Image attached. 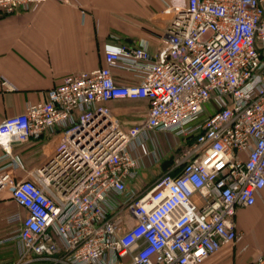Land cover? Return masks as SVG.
Here are the masks:
<instances>
[{
	"label": "built area",
	"instance_id": "built-area-1",
	"mask_svg": "<svg viewBox=\"0 0 264 264\" xmlns=\"http://www.w3.org/2000/svg\"><path fill=\"white\" fill-rule=\"evenodd\" d=\"M47 1L0 0V14ZM166 11L154 50L108 43L101 66L66 74L47 100L0 121V190L26 210L7 216L20 223L10 264H201L242 240L236 212L264 189V0H187ZM122 99L147 100L145 118L122 122L108 105ZM150 132L192 137L133 191ZM49 134L59 135L53 151L18 176L14 144ZM251 264H264V251Z\"/></svg>",
	"mask_w": 264,
	"mask_h": 264
},
{
	"label": "crops",
	"instance_id": "crops-1",
	"mask_svg": "<svg viewBox=\"0 0 264 264\" xmlns=\"http://www.w3.org/2000/svg\"><path fill=\"white\" fill-rule=\"evenodd\" d=\"M187 0H48L30 11L0 14V121L24 110L30 102L48 99V91L69 73L91 70L103 64V49L108 43L150 44L155 49L157 36L168 22V6H184ZM121 83L132 82L129 72L114 69ZM7 79L11 87L2 85ZM122 121L149 109L147 100L108 102ZM137 109H139L137 111ZM125 123V122H124ZM127 124V123H126ZM59 135H44L28 143H15L13 153L24 168L18 176L33 170L53 151ZM3 149L0 147V154ZM138 177L129 184L137 191ZM148 184L141 182L140 189ZM138 190V191H139ZM26 210L8 188L0 190V264L18 257L17 243L9 239L20 226L7 216ZM243 238L223 244L201 264H251L264 251V189L257 202L238 208L235 216Z\"/></svg>",
	"mask_w": 264,
	"mask_h": 264
},
{
	"label": "rangeland",
	"instance_id": "rangeland-1",
	"mask_svg": "<svg viewBox=\"0 0 264 264\" xmlns=\"http://www.w3.org/2000/svg\"><path fill=\"white\" fill-rule=\"evenodd\" d=\"M139 109H137L138 111ZM145 118L144 112H137L132 117H123L122 120L127 124H134ZM192 137V133L180 135L176 133L150 132L148 139L149 156L138 175L139 188L141 182L151 184L157 177L166 171L165 165L170 164L175 152L180 150Z\"/></svg>",
	"mask_w": 264,
	"mask_h": 264
},
{
	"label": "trees",
	"instance_id": "trees-1",
	"mask_svg": "<svg viewBox=\"0 0 264 264\" xmlns=\"http://www.w3.org/2000/svg\"><path fill=\"white\" fill-rule=\"evenodd\" d=\"M170 163H171V162H170ZM169 165H170V164H166V165H165L166 170H167V168H168Z\"/></svg>",
	"mask_w": 264,
	"mask_h": 264
}]
</instances>
